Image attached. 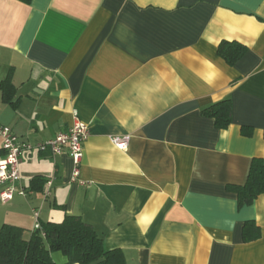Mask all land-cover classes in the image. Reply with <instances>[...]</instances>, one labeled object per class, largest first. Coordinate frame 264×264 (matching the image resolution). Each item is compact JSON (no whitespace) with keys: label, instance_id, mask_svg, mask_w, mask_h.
I'll list each match as a JSON object with an SVG mask.
<instances>
[{"label":"crops","instance_id":"obj_1","mask_svg":"<svg viewBox=\"0 0 264 264\" xmlns=\"http://www.w3.org/2000/svg\"><path fill=\"white\" fill-rule=\"evenodd\" d=\"M224 42L247 49L235 65ZM226 99L219 129L205 110ZM77 120L84 184L67 152L37 148ZM0 123L32 146L28 195L0 199V228L29 239L34 211L41 225L72 215L126 264H264V194L239 207L230 190L264 160V0H0ZM249 222L261 236L245 242Z\"/></svg>","mask_w":264,"mask_h":264},{"label":"trees","instance_id":"obj_2","mask_svg":"<svg viewBox=\"0 0 264 264\" xmlns=\"http://www.w3.org/2000/svg\"><path fill=\"white\" fill-rule=\"evenodd\" d=\"M246 50L239 43L224 42L219 46V55L228 64L235 65ZM2 89L5 101L11 103L15 87L10 78L5 80ZM205 114L215 120L219 129H226L232 123V102L226 99L216 103L206 109ZM243 133L250 136L251 130L245 129ZM230 190L237 195L239 207L252 205L264 194V160L253 159L245 184L230 187ZM260 236V228L255 223L245 225V242ZM57 252L67 258L66 264H126L120 251H107L103 237L77 216L68 215L60 223L42 224L41 230L32 231L29 239H25L20 227L6 224L0 228V264H58L52 257Z\"/></svg>","mask_w":264,"mask_h":264},{"label":"built area","instance_id":"obj_3","mask_svg":"<svg viewBox=\"0 0 264 264\" xmlns=\"http://www.w3.org/2000/svg\"><path fill=\"white\" fill-rule=\"evenodd\" d=\"M90 135L89 127L76 121L75 124L67 132L59 133L55 138L37 145L41 151H51L53 155H60L65 152L69 154L74 163L73 180L80 184V167L84 156V143ZM0 137L2 138L3 157L0 159V199L3 203L13 200L15 195L26 197L28 192L19 186L20 164L22 154L25 149H32L31 145L21 144L18 136L12 128L0 123ZM113 144L121 150L128 147V138L116 137ZM48 187L51 186V181L47 182ZM35 224L32 231L41 230L39 221V212L34 211Z\"/></svg>","mask_w":264,"mask_h":264},{"label":"rangeland","instance_id":"obj_4","mask_svg":"<svg viewBox=\"0 0 264 264\" xmlns=\"http://www.w3.org/2000/svg\"><path fill=\"white\" fill-rule=\"evenodd\" d=\"M52 257H53V260L58 264L62 262V259L66 260V257H64L62 253H53Z\"/></svg>","mask_w":264,"mask_h":264}]
</instances>
